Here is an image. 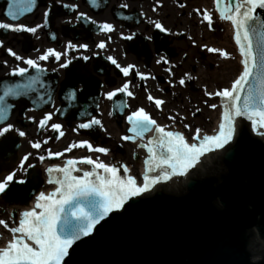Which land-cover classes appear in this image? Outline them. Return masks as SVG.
<instances>
[{"label":"snow or ice","instance_id":"obj_1","mask_svg":"<svg viewBox=\"0 0 264 264\" xmlns=\"http://www.w3.org/2000/svg\"><path fill=\"white\" fill-rule=\"evenodd\" d=\"M93 6H99L98 0H91ZM215 8L219 19L230 22L233 29V39L240 54L241 70L229 85L217 91L209 92L205 89L206 96L220 98L222 110L219 112V123L212 135H200V129H195L189 142L180 131L166 130L167 126L160 125L143 107L137 108L126 116L130 127L127 129L131 135H123L124 141H135L143 139L145 134L153 131L154 136L148 139L147 143L139 146L145 148L148 157L144 160L145 170L142 174V182L138 183L137 177L129 173L127 165H113L105 163L99 157L81 156L69 158L63 166L55 165L46 169L49 179L48 183L55 185L50 192H40L36 197L34 207L20 213V218L15 226L9 227L5 220H0V225L7 229L12 238L7 240L4 247H0V264H63L69 249L83 237L90 236L97 224L105 219L111 212L120 210L126 201L147 190L161 180H168L175 175H184L193 168L206 153L221 148L233 138L235 122L238 117H244L251 122L253 131L259 130L264 136V0H214ZM37 6V0H7L4 15L12 21H17L26 13H31ZM73 9L76 4L65 5ZM127 7V5H123ZM184 7L183 4L180 5ZM201 17V22H207V27H213V16L207 9H195ZM49 12L44 13V24L27 26L20 23L0 22V29H7L13 32H28L35 34L38 29L47 25ZM78 19L86 18V14L78 13ZM88 19H91L90 17ZM93 24L97 22L92 21ZM101 32H112L114 26L108 22L98 25ZM155 27L161 31H168L161 23L156 22ZM129 39L131 37H128ZM110 39V37H109ZM0 46L3 42L0 41ZM98 49H104V40L95 44ZM206 48L209 53H218L225 59L230 58V53L224 49L215 47ZM86 43L75 44L69 41L63 51L54 48L45 49L35 59L17 54L13 49L7 48L8 54L21 61L27 67L17 66L11 70L12 75L23 77L29 69H35L37 73L44 71L40 61L60 62L62 57L66 58L60 67H66L71 63L69 57L73 51L80 49L87 50ZM39 51V50H37ZM75 58V57H73ZM82 59H89L88 56H81ZM108 59L125 76L129 75L133 65L122 67L117 60L109 56ZM163 59V58H161ZM167 62V61H165ZM6 64L7 61H4ZM141 79L144 74L137 73ZM187 75V74H186ZM190 78V77H189ZM39 75L29 76L23 83L7 85L0 95V136L10 131L16 132L19 136L26 135L24 131L16 129L12 123H7L10 105L7 97H17L26 94L29 90L35 91V86L40 84ZM180 85L185 84L182 77ZM129 84L125 82L121 87L105 93L108 100H112L118 93H126ZM75 99V94L71 97ZM149 101H154L155 107L160 108L163 100L148 95ZM117 107L123 103L115 101ZM126 107V105H125ZM208 107L216 109V103ZM111 114V113H110ZM34 120V117H28ZM52 119V113H45L38 121V128L44 129ZM175 119V117H170ZM93 126H101L102 122L96 117H91L85 122L77 125L78 129H90ZM51 129L58 133L56 138L64 135L60 129L61 124L52 123ZM185 128L189 126L184 125ZM74 131L76 129H73ZM44 141H30L33 149H40ZM75 148H82L92 153L107 155V147L94 146L88 140H80L68 144L62 151L46 150L47 157H60L64 153L71 152ZM31 153H27L20 160L23 167ZM45 155H40L39 160L44 161ZM79 164L88 165V170L78 167ZM28 167H32L31 164ZM82 172V175L74 173ZM152 173H155L154 175ZM16 172H9L3 179H0V193L6 191L10 183H23L22 179L16 180Z\"/></svg>","mask_w":264,"mask_h":264},{"label":"water","instance_id":"obj_2","mask_svg":"<svg viewBox=\"0 0 264 264\" xmlns=\"http://www.w3.org/2000/svg\"><path fill=\"white\" fill-rule=\"evenodd\" d=\"M238 120L221 171L187 177L189 169L177 175L185 181L161 180L131 197L75 242L63 264H264V141ZM30 185L33 195L39 184Z\"/></svg>","mask_w":264,"mask_h":264},{"label":"flooded vegetation","instance_id":"obj_3","mask_svg":"<svg viewBox=\"0 0 264 264\" xmlns=\"http://www.w3.org/2000/svg\"><path fill=\"white\" fill-rule=\"evenodd\" d=\"M187 0L184 2V7H183V11H187L188 12V10H187ZM187 20H188V16H187ZM177 23H179L180 25H187V26H190V23L187 21V22H177ZM181 45H183V44H179V47L181 46ZM164 53H166V49L165 48H162V49H159V52H158V58H160V56H164ZM183 57H184V55H183ZM155 58H157V57H155L154 55H153V57H152V59L154 60ZM175 64L176 65H178V70L179 71H182V74H183V76L184 75H186L187 74V60H185L184 58H182L181 56H179V58L175 61ZM187 97H189V98H192V95H191V93L189 92V88H187ZM10 123H13V122H10ZM108 142H110V141H108ZM1 205H3V206H5L4 205V203H2L1 202V200H0V206Z\"/></svg>","mask_w":264,"mask_h":264},{"label":"rangeland","instance_id":"obj_4","mask_svg":"<svg viewBox=\"0 0 264 264\" xmlns=\"http://www.w3.org/2000/svg\"><path fill=\"white\" fill-rule=\"evenodd\" d=\"M232 63H229V65H231ZM239 71V68L236 70V73ZM230 73H231V75L228 77L229 78V80L233 77V75H235L236 73H233V72H231L230 71Z\"/></svg>","mask_w":264,"mask_h":264},{"label":"bare ground","instance_id":"obj_5","mask_svg":"<svg viewBox=\"0 0 264 264\" xmlns=\"http://www.w3.org/2000/svg\"><path fill=\"white\" fill-rule=\"evenodd\" d=\"M240 70H241V69H240ZM232 80H233V79H232ZM232 80H231V81H232ZM231 81H230V82H231Z\"/></svg>","mask_w":264,"mask_h":264}]
</instances>
